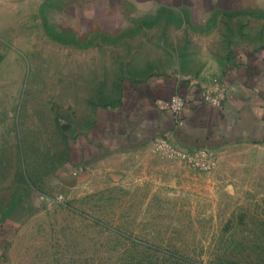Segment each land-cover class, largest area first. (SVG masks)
Instances as JSON below:
<instances>
[{"label": "rangeland", "instance_id": "obj_1", "mask_svg": "<svg viewBox=\"0 0 264 264\" xmlns=\"http://www.w3.org/2000/svg\"><path fill=\"white\" fill-rule=\"evenodd\" d=\"M141 1L0 0V264H264V141L214 150L210 171L84 151L124 80H198L215 54V0ZM223 2L235 50L263 49L264 0Z\"/></svg>", "mask_w": 264, "mask_h": 264}, {"label": "crops", "instance_id": "obj_2", "mask_svg": "<svg viewBox=\"0 0 264 264\" xmlns=\"http://www.w3.org/2000/svg\"><path fill=\"white\" fill-rule=\"evenodd\" d=\"M176 1L180 11L204 8L203 2ZM235 9L230 2L215 0V12H220L215 13V54L203 45L200 82L192 79V71L168 74L146 71L145 74L157 76L124 80L120 104L111 110L99 108L94 126L85 132L82 144L86 155L92 158L112 151L151 147V139L157 135L169 136L185 147L213 150L264 141V48L237 52L234 38L230 43L219 29L228 26L221 16H228ZM209 74L227 84L226 100L220 107L202 98L201 84L211 83L205 79ZM176 93L186 98L185 124L172 134L169 101Z\"/></svg>", "mask_w": 264, "mask_h": 264}, {"label": "built area", "instance_id": "obj_3", "mask_svg": "<svg viewBox=\"0 0 264 264\" xmlns=\"http://www.w3.org/2000/svg\"><path fill=\"white\" fill-rule=\"evenodd\" d=\"M200 92L203 100L215 107H220L226 100L227 84L224 80L215 79L211 84L202 86ZM186 98L181 94H173L169 101V110L172 115V134L184 126V110ZM152 148L164 157L178 160L195 168L210 171L215 167L216 156L209 147L189 148L178 144L173 138L166 135H157L151 139Z\"/></svg>", "mask_w": 264, "mask_h": 264}]
</instances>
